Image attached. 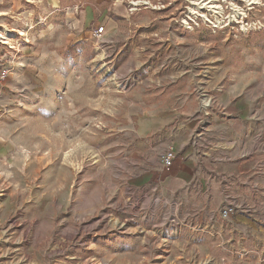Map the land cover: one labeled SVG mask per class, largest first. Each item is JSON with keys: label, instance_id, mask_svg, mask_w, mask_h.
<instances>
[{"label": "rangeland", "instance_id": "374dc122", "mask_svg": "<svg viewBox=\"0 0 264 264\" xmlns=\"http://www.w3.org/2000/svg\"><path fill=\"white\" fill-rule=\"evenodd\" d=\"M116 1L0 0V264H53L73 246L55 233L68 209L57 210L53 172L63 163L76 195L90 187L85 175L100 158L115 168V151L102 145L155 100L194 96L211 112L236 87L231 99L252 94L264 116V0H252L262 27L250 32L185 29V0L132 12L122 0L123 16L111 10ZM110 18L114 31L96 39Z\"/></svg>", "mask_w": 264, "mask_h": 264}, {"label": "crops", "instance_id": "0c3cea01", "mask_svg": "<svg viewBox=\"0 0 264 264\" xmlns=\"http://www.w3.org/2000/svg\"><path fill=\"white\" fill-rule=\"evenodd\" d=\"M118 1L111 10L123 16ZM236 92L218 96L211 112L194 96L155 100L102 145L115 151V168L100 158L77 195L60 163L57 210L68 212L55 233L76 242L53 264H264V116L254 113L252 94L231 99ZM170 147L176 155L166 165ZM231 206L235 212L224 214Z\"/></svg>", "mask_w": 264, "mask_h": 264}, {"label": "built area", "instance_id": "2783aa9c", "mask_svg": "<svg viewBox=\"0 0 264 264\" xmlns=\"http://www.w3.org/2000/svg\"><path fill=\"white\" fill-rule=\"evenodd\" d=\"M128 4L131 12L142 5L158 8L156 5L153 6L150 0H128ZM254 8L252 0H185L181 26L185 29L194 30L195 27L204 23L211 27L213 32L218 30L232 31L237 28L250 32L255 27H262L260 20L251 19L250 14ZM104 32V26H97L93 31V36L99 39ZM4 77L5 74L0 73V80ZM175 155L174 148H168L162 156L163 163L170 165ZM233 212H235V208L232 206L223 211L227 215Z\"/></svg>", "mask_w": 264, "mask_h": 264}]
</instances>
